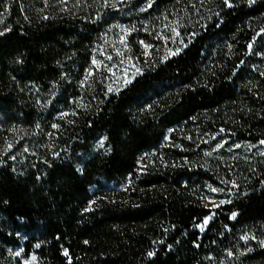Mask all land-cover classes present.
<instances>
[{
    "label": "trees",
    "instance_id": "16d2710c",
    "mask_svg": "<svg viewBox=\"0 0 264 264\" xmlns=\"http://www.w3.org/2000/svg\"><path fill=\"white\" fill-rule=\"evenodd\" d=\"M141 1L0 0V264H264V159L208 207L226 187L196 155L206 134L264 141V0ZM163 19L175 54L80 86L112 24Z\"/></svg>",
    "mask_w": 264,
    "mask_h": 264
},
{
    "label": "rangeland",
    "instance_id": "374dc122",
    "mask_svg": "<svg viewBox=\"0 0 264 264\" xmlns=\"http://www.w3.org/2000/svg\"><path fill=\"white\" fill-rule=\"evenodd\" d=\"M151 1L142 0L139 11H145ZM113 5H116V3H113ZM3 20L4 12H0V29ZM183 45V35L175 28V24L168 21V19L159 22L152 20L151 23L146 24L114 23L109 27L102 42L93 48L90 66L84 71L79 84L82 88H86L89 93L90 89L98 84L107 86L109 90L118 89L126 84V80L131 81L137 74L141 73L156 58L172 55ZM137 69L140 71L137 72ZM80 99L78 102L83 104L84 101ZM63 113L66 114V118L71 115L69 110ZM179 133V131L176 132V134ZM176 137L177 135H174V138L167 135L164 140V147L167 149L175 148L177 145ZM198 139L196 155H198L200 166L203 170L213 174L226 187L211 186L200 197V200L202 204L208 207L217 206L230 200L231 193L235 191L240 183H245L248 180L247 177H242L245 176L243 167L251 164L249 162L250 155L259 154L264 159V144L259 142L253 146L234 141L226 135L221 136L218 134L214 136L206 134ZM191 163L194 167L198 166L192 160L186 162L189 165ZM212 189H217V191H212ZM206 219L208 220V218ZM207 224L203 222L198 227L203 230ZM13 256L21 264L37 263L35 255L25 258L22 257L20 250L14 251Z\"/></svg>",
    "mask_w": 264,
    "mask_h": 264
},
{
    "label": "snow or ice",
    "instance_id": "6c2138e0",
    "mask_svg": "<svg viewBox=\"0 0 264 264\" xmlns=\"http://www.w3.org/2000/svg\"><path fill=\"white\" fill-rule=\"evenodd\" d=\"M225 3H228V0H225ZM150 6V5H149ZM230 6V5H229ZM173 54H175V53H173ZM137 72H139L140 70L139 69H137L136 70ZM131 81H128V80H126L125 81V83H130ZM111 90V89H110ZM261 144H264V141H261ZM222 146V145H221ZM9 148H11V145H9L8 146ZM237 147H239V145H237ZM212 191H217V189H212ZM233 216H235V213L233 214ZM207 222H208V220L206 219L205 221H204V223L205 224H207ZM65 255H67V252H65ZM149 255H152V253H149Z\"/></svg>",
    "mask_w": 264,
    "mask_h": 264
}]
</instances>
